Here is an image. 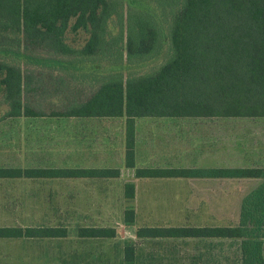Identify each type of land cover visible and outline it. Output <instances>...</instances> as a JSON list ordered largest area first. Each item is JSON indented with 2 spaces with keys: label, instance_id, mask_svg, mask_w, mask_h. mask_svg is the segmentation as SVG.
I'll return each mask as SVG.
<instances>
[{
  "label": "trees",
  "instance_id": "obj_1",
  "mask_svg": "<svg viewBox=\"0 0 264 264\" xmlns=\"http://www.w3.org/2000/svg\"><path fill=\"white\" fill-rule=\"evenodd\" d=\"M133 1L155 3L161 10L163 26L146 10L125 9L122 0H0V92L1 102L9 107L5 115L11 118H124L125 166L131 169L134 167L133 123L136 119L264 118V0ZM111 18L117 23L115 35L108 29ZM67 30L87 33L82 48L74 49L65 43ZM164 39L167 40L165 56L150 72H113L86 98H77L72 93L68 106L61 110L46 113L43 107L33 108L23 99L22 94L27 93L30 86L48 91L55 84L46 72L35 74L24 69L20 58L36 63L37 55L42 53L58 64L59 58L67 56L72 57V61L105 60L110 65L129 67L157 57ZM53 92L55 97L58 94L55 87ZM118 174L117 169H0V177L112 178ZM134 174L136 178L263 179L262 184L242 200L236 227L140 228L136 231L139 238H247L241 245L242 264H263L260 243L255 238H264V169L166 172L135 169ZM133 193L134 185L125 184V197L130 199ZM124 221H133V210L125 211ZM79 232L81 237L114 236V231L109 229H81ZM22 234L63 238L66 231L60 228L0 229V237ZM123 257L126 264L134 260L133 248L128 244L123 249Z\"/></svg>",
  "mask_w": 264,
  "mask_h": 264
},
{
  "label": "rangeland",
  "instance_id": "obj_2",
  "mask_svg": "<svg viewBox=\"0 0 264 264\" xmlns=\"http://www.w3.org/2000/svg\"><path fill=\"white\" fill-rule=\"evenodd\" d=\"M122 2L125 9L148 11L162 25L161 10L155 3ZM108 29L110 34H117L115 18L110 19ZM87 38L83 31L67 30L64 34L65 43L74 49L82 48ZM166 49L164 39L157 57L129 67L110 65L105 60L72 61V57L67 56L59 58L60 65L42 53L37 55L36 63L20 58L24 69L35 74L46 72L55 84L48 91L30 86V92L22 94L23 99L33 108L43 107L46 113L61 110L68 106L72 93L77 98H86L113 72H150L163 60ZM53 87L58 92L55 97ZM1 101L0 92V169L111 168L120 172L119 178L110 179L113 181L109 184H97L95 188L80 178H58L50 185L35 189L33 181L29 180L24 200L18 204L19 216L22 206L21 215L26 224L57 226L66 229L67 234L63 238L33 240L37 248L30 256L26 253L21 264H125L122 259L125 244L134 247L137 259L133 264H158L162 260L159 255L152 257L153 242L135 237L138 227L162 221L169 226H193L200 221H210L216 226L234 225L238 221L241 200L261 184L260 179H138L134 171L264 169V118L136 119L133 123L134 167L129 169L125 166V119H16L5 115L9 107ZM128 181L136 185L132 201L136 220L131 226L123 223L124 212L131 204L123 196ZM146 198L152 201L148 207L144 204ZM4 201H0L1 208ZM78 227H106L114 230V237L82 238L78 236ZM234 259L222 258L220 263L235 264Z\"/></svg>",
  "mask_w": 264,
  "mask_h": 264
},
{
  "label": "crops",
  "instance_id": "obj_3",
  "mask_svg": "<svg viewBox=\"0 0 264 264\" xmlns=\"http://www.w3.org/2000/svg\"><path fill=\"white\" fill-rule=\"evenodd\" d=\"M18 118L19 119H32V118L37 119L38 117L21 116ZM40 118H47V119L48 118L49 119L58 118V119H64V120L65 119H81V120L124 119V118H77V117L62 118V117H50V116H44ZM98 169H101V168H98ZM103 169H109V168H103ZM119 177H120V172L117 177H112V178H80V179L85 180L84 182L86 183L89 182L90 184H92L91 187L95 188L97 184H102V183L109 184L111 181H113L110 179H116ZM53 179H58V178L47 177V176H37V177L29 178V177H25L24 175L19 176V177H0V201L1 199L5 200L4 204H2V208L0 206V210L1 209L3 210V212H0V229H21L23 231L24 229H28V228H57V226H54V227L46 226V225L43 226L42 224H39V223L34 224V225L26 224L24 217L21 215L23 214L22 206L20 207V216H19V206H18V204L22 203V201L24 200L23 199L24 193H25L24 189H26V185L30 183L29 180L33 181L31 182L34 184L35 189H40V187L45 186V184L50 185ZM138 179H141V178H138ZM26 180H28L27 183H26ZM260 180L262 184L263 179H260ZM127 183H132L134 185L133 197L130 199L124 197L127 201L131 203L128 205L126 210L128 209L133 210V221L131 223H126L123 217V223L131 226V225H134L135 220H136V213H135V210L132 208L133 206L132 201L136 196V189H135L136 185L134 182H131V181L130 182L128 181ZM149 200H150L149 198L145 199L144 204L146 205V207H148L149 204L150 205L152 204V201L151 200L149 201ZM242 200H241V203H242ZM241 203H240V208H241ZM240 208H239L238 221L234 225L216 226V225H212L213 223H211L210 221H202V222L200 221L197 224H194L193 226H169L170 225L169 223L168 224L163 223L164 221H162V222H148V224H145L146 226L138 227L137 229H140V228H195V229L208 228V229H212V228L236 227L239 224ZM162 215L164 214L163 213L160 214L161 220L165 219L162 217ZM81 229H109V228H106V227H78L77 228L78 231ZM109 230L114 231L113 229H109ZM136 231H135L136 238L141 239L142 241L148 240V241L153 242L155 247H153L154 254L152 253V257L157 256L158 258V255H159V258L162 260V261L157 262L158 264H169V263L171 264L173 263L175 264H222L220 263L221 259L224 258L226 260V258H229V257H231V259L235 258L234 259L235 264H242L241 245L243 241L248 240L247 238L216 237V236H190V237L177 236V237L139 238L136 236ZM66 234H67V231H66ZM78 236L81 237L79 233H78ZM113 237L114 236L107 237V238H113ZM54 238L56 237H27L23 234L21 236H16V237L14 236L0 237V264H21L23 261V258H25L26 256V253L28 256H30V253L34 252V250L37 248L36 247L37 245L36 246L34 245L33 240H37V239L50 240ZM82 238H99V237H82ZM255 240L260 243L261 256H262V260L264 264V238L257 237L255 238ZM130 246L133 248V259L134 260L129 264H133L135 260L137 259V256H135L134 247L132 245ZM183 253H185V256H183ZM123 258L124 257H123V250H122V259ZM166 260H169V263H167Z\"/></svg>",
  "mask_w": 264,
  "mask_h": 264
}]
</instances>
